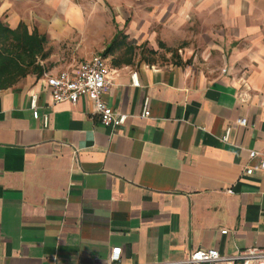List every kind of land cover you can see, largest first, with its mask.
Masks as SVG:
<instances>
[{"label":"crops","instance_id":"1","mask_svg":"<svg viewBox=\"0 0 264 264\" xmlns=\"http://www.w3.org/2000/svg\"><path fill=\"white\" fill-rule=\"evenodd\" d=\"M120 2L110 0L120 18L144 14ZM153 7L162 45L184 46L174 62L134 67L95 55L123 47L109 8L0 0V23L47 41L41 73L0 91V264H107L113 248L120 264H148L264 247V0ZM96 57L122 126L104 127L86 98L52 103L46 77Z\"/></svg>","mask_w":264,"mask_h":264},{"label":"built area","instance_id":"2","mask_svg":"<svg viewBox=\"0 0 264 264\" xmlns=\"http://www.w3.org/2000/svg\"><path fill=\"white\" fill-rule=\"evenodd\" d=\"M107 75L108 69L105 60L102 57H96L92 61L81 64L74 74L62 72L55 77H46L53 105L62 103L75 105L80 99L86 98L92 103L93 114L98 117L104 127L122 126L126 122L127 116L112 111L103 101V96L110 87ZM134 85L138 86V83L134 82ZM36 101V96H32L31 108L34 118L38 119ZM149 115L148 103H146L141 117L147 119ZM44 122L46 123V119ZM237 123L244 127L246 120L241 119ZM257 156H259L257 152L249 153L250 159ZM260 168H264V159L261 160ZM246 174L251 175L252 170H247ZM228 193L231 194L232 191L229 190ZM226 233V231L222 232V234ZM120 258L121 249L113 248L107 264H120ZM148 264H264V247L246 249L233 257L221 256L218 251L213 249L198 250L180 261Z\"/></svg>","mask_w":264,"mask_h":264},{"label":"rangeland","instance_id":"3","mask_svg":"<svg viewBox=\"0 0 264 264\" xmlns=\"http://www.w3.org/2000/svg\"><path fill=\"white\" fill-rule=\"evenodd\" d=\"M76 4L82 6L85 10L92 9L95 12V8H109L113 13V18L120 23L119 27L122 34L119 36V42L123 43L121 50L114 52L113 54L105 55L104 48H98L95 55L106 57L112 62L113 60L122 61L127 58L133 59V66H140L143 64H155L163 66L174 62V58L178 55V50L184 46L183 39L177 41L171 45H167L160 41L162 39L163 26L157 21L160 17L156 14L157 9L153 7V0H132V10L137 11V5L140 6L141 11L144 14H129L123 17L114 14L110 5V0H74ZM119 3L120 0H117ZM144 2V3H143ZM109 14L107 13V16ZM129 17L128 25L122 27L123 19ZM104 18V17H103ZM107 27L115 28L111 21H107ZM133 25V29L131 26ZM144 26L145 30H139ZM107 42V41H106ZM161 45V46H160Z\"/></svg>","mask_w":264,"mask_h":264},{"label":"trees","instance_id":"4","mask_svg":"<svg viewBox=\"0 0 264 264\" xmlns=\"http://www.w3.org/2000/svg\"><path fill=\"white\" fill-rule=\"evenodd\" d=\"M46 43L45 37L29 35L23 25L10 30L0 23V91L11 88L31 72L41 73L37 63L45 57Z\"/></svg>","mask_w":264,"mask_h":264}]
</instances>
